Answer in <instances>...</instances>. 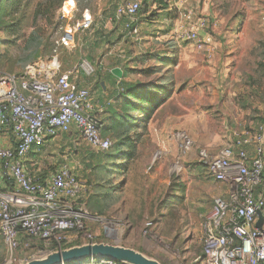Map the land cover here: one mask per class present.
<instances>
[{"label":"rangeland","instance_id":"obj_1","mask_svg":"<svg viewBox=\"0 0 264 264\" xmlns=\"http://www.w3.org/2000/svg\"><path fill=\"white\" fill-rule=\"evenodd\" d=\"M67 1L0 4V76H15L20 85L35 75L32 69L38 64L58 56L60 64L76 67V83L90 90L94 114L103 130L111 132L113 112L123 114L124 105L116 90L108 96L99 93L105 81L98 75L101 64L107 69L160 71L158 75L130 74L127 83L133 84L159 83L160 75L167 72L171 92L158 96L161 102L151 112L129 113L137 121L131 137H140L131 159L114 166L118 157L112 161L110 151L95 152L72 129L38 147L29 158L30 169L45 176L67 167L78 176L84 186L83 210L103 220L88 225L99 243L135 250L160 264H195L202 254L205 222L215 200L227 193L224 184L209 177L201 153L216 155L248 133L250 154L255 151L256 132L264 124V0H143L135 23L138 34L126 30L124 18L113 17L116 24L111 28L77 31L70 51L61 46V27L73 30L82 12L76 10L69 19H62ZM128 1L75 3L78 8L101 12L109 7L116 14ZM188 14L193 15V23L207 20L209 28L203 34L210 37L208 49L198 50L182 39L190 28ZM33 32L43 42L27 63L35 52L28 49ZM156 55H169L174 66L149 59ZM120 87L126 89L123 84ZM113 167H121L122 173L110 177L113 172L105 169ZM111 185L120 187L112 188V196L108 195ZM262 189L264 193V181ZM34 255L31 250L11 252L0 235V264H24Z\"/></svg>","mask_w":264,"mask_h":264},{"label":"built area","instance_id":"obj_2","mask_svg":"<svg viewBox=\"0 0 264 264\" xmlns=\"http://www.w3.org/2000/svg\"><path fill=\"white\" fill-rule=\"evenodd\" d=\"M142 1L130 0L117 8V15L126 20L125 28L132 34L139 33L135 23ZM76 10L75 0H68L62 19H69ZM185 18L190 28L182 39L194 43L198 50L208 49L211 40L203 34L209 28L207 20L193 23L192 14ZM92 25V17L84 13L73 30L61 28L62 48L72 50L74 34L91 30ZM32 72L35 75L20 85L15 76H0V135H6L0 144V170L12 181V186L0 191V235L11 252L31 250L34 259L99 243L88 225L103 220L83 210L84 186L73 171L58 167L45 176L33 173L28 167L30 153L72 129L95 152L110 150L113 141L101 136L102 122L94 114L90 90L74 82L71 74L60 73L58 56L38 64ZM249 136L245 133L242 141L216 155L201 153L209 177L224 184L227 193L215 200L205 222L202 254L195 264H264V228H257L258 213L264 215V193L260 191L264 181V124L254 137L253 155L246 149ZM72 264L122 263L89 257Z\"/></svg>","mask_w":264,"mask_h":264},{"label":"trees","instance_id":"obj_3","mask_svg":"<svg viewBox=\"0 0 264 264\" xmlns=\"http://www.w3.org/2000/svg\"><path fill=\"white\" fill-rule=\"evenodd\" d=\"M13 0H0V4L2 6H4V3H10ZM143 2V1H142ZM142 8V6H141ZM141 10V9H140ZM140 12V11H139ZM2 13V11H1ZM63 28V27H61ZM0 30L2 31L3 28L0 27ZM1 34V33H0ZM32 38L29 40V46L28 49H34V53L31 54L28 58L27 63L31 62L33 59L34 54L39 52V48L42 45V39L41 37H39V34L37 32H33L32 33ZM150 60L152 61H157L158 64H164L167 65L169 68L174 66V61L171 60V58H168L166 56L161 57L160 55H156L154 57H149ZM131 73H137V74H141V75H158L160 74V71L156 68H147V69H135V70H131ZM126 76V74H125ZM168 76V73H164L161 75L160 77V81L159 83H150L149 89L146 86L140 85L138 86L140 83L137 84H127L124 82L123 85L126 87V89L124 88V94H120L118 96L119 99L118 101L120 103H122L124 105L123 108V114H116L115 112H113L112 118H111V122L113 125V132L109 131L108 129L103 130V124H102V128H101V136L103 138H109L112 137L114 138L115 142H113V146L110 150L105 151V152H109L108 157L112 160V161H117V157L119 158V160L117 162L114 163V166H116V163L118 162H122L123 160H127V159H131L134 155H135V150H136V146L139 140V136L136 135L135 139H132L131 134L133 133L134 130H136V124L134 121L131 119V117H129V113L131 112H142V113H146L147 111H152L154 106L158 103L161 102V98L158 96H161V94L163 95H169L168 92V86L167 84L171 86V82L168 81V79H166ZM127 90V93L125 94V91ZM172 90V89H171ZM149 105L151 107V109H147V107H139L140 105ZM51 140L48 139L45 144ZM44 144V145H45ZM43 145V146H44ZM122 168H116L113 167L111 169H105V172L110 173L113 172L111 176H115L117 174H121L122 173ZM110 170V171H109ZM115 190L119 189L120 187H112ZM262 187L260 188V191L262 192ZM113 193V191H112ZM108 195L112 196L111 193H108Z\"/></svg>","mask_w":264,"mask_h":264},{"label":"water","instance_id":"obj_4","mask_svg":"<svg viewBox=\"0 0 264 264\" xmlns=\"http://www.w3.org/2000/svg\"><path fill=\"white\" fill-rule=\"evenodd\" d=\"M112 74L119 80L123 79V71L120 68L113 69ZM258 217L257 228L262 230L264 226L263 213L259 212ZM89 257L108 258L122 264H160L135 250L106 243L86 244L62 252H51L25 264H72L82 262Z\"/></svg>","mask_w":264,"mask_h":264},{"label":"crops","instance_id":"obj_5","mask_svg":"<svg viewBox=\"0 0 264 264\" xmlns=\"http://www.w3.org/2000/svg\"><path fill=\"white\" fill-rule=\"evenodd\" d=\"M79 10L82 12L81 19H80L79 22H81L82 16H83L84 13H86V15H90L92 17L93 25H92L91 30H89V31H94L96 28H100L101 29L103 27L104 28H111V27H113L114 24H116V19H113V17H115V18L118 17L117 13L116 14H113V13H111L109 11V7H107V9H105L104 12L97 11V10H94V9H83V8H78L77 7V11L78 12H79ZM141 28L143 29V27H141ZM166 57L169 58V55L166 56ZM160 65H164V64H160ZM75 68L76 67H73L72 68V67L68 66L65 63H61L60 64V73L61 74L62 73H69V74H71L72 80L74 82H76V78L77 77L74 76V74L76 72V69ZM115 68H120L123 71V79L122 80L117 79L112 74V70L115 69ZM98 69H100V71H101V73L98 72V75L101 76V79L105 78L104 79L105 81H102L101 87L99 88V93L101 94V96L102 95L108 96V94H111L113 92V90H116L117 91V94L120 95V93H121L120 90L121 89L124 90V88L120 87L121 84H123L124 82L126 83V85L127 84H133V83H129V82L127 83V81H128V77L130 76V74H134V73H131V70H135V69H130V68L128 69V68L123 67V66H114V67H111V68L107 69L102 64H101L100 68H98ZM125 74H126V76H125ZM107 82H109V84L106 85L105 83H107ZM112 84H113L114 87H111ZM135 84L138 85V82L135 83ZM149 84L148 83H145V82H141V84H139L138 86L143 85V86H146L149 89V86H150ZM126 93H127V90L125 91V94ZM118 97H120V96H118ZM5 136L6 135H0V144H3L4 143ZM39 147H41V146H39ZM37 148L38 147H35L33 149V151L29 155V158H31V156L35 153V151L37 150ZM254 153H255V151H252V153H250V154L253 155ZM29 158H28V167H29V170L31 171L29 164L32 163V161L29 160ZM9 186H12V181L10 179L6 178L3 175V173L1 172V170H0V191L6 190L7 187H9ZM112 187L113 186L111 185L110 186L111 189H110V191H108V193L113 194L112 193ZM263 228H264V226H263Z\"/></svg>","mask_w":264,"mask_h":264}]
</instances>
